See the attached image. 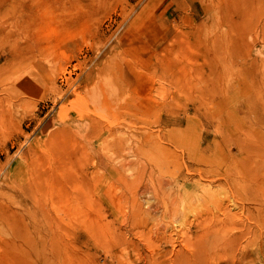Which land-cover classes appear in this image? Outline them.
Listing matches in <instances>:
<instances>
[{"label":"rangeland","instance_id":"374dc122","mask_svg":"<svg viewBox=\"0 0 264 264\" xmlns=\"http://www.w3.org/2000/svg\"><path fill=\"white\" fill-rule=\"evenodd\" d=\"M0 264H264V0H0Z\"/></svg>","mask_w":264,"mask_h":264},{"label":"bare ground","instance_id":"6f19581e","mask_svg":"<svg viewBox=\"0 0 264 264\" xmlns=\"http://www.w3.org/2000/svg\"><path fill=\"white\" fill-rule=\"evenodd\" d=\"M47 126H49L48 124H47ZM96 151V150H95Z\"/></svg>","mask_w":264,"mask_h":264}]
</instances>
